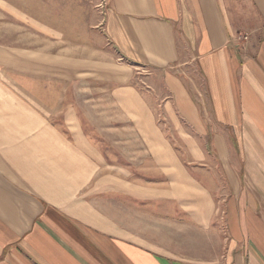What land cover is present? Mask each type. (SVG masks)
Returning <instances> with one entry per match:
<instances>
[{"label":"crops","instance_id":"0c3cea01","mask_svg":"<svg viewBox=\"0 0 264 264\" xmlns=\"http://www.w3.org/2000/svg\"><path fill=\"white\" fill-rule=\"evenodd\" d=\"M0 1V264H264V0H107L94 37L77 46L39 19L25 23L18 0ZM135 74L160 75L165 109L219 160L207 174L222 175L223 199L210 182L195 192H208V220L181 190L109 169L73 109V94L93 90L74 84L101 81L147 111ZM143 128L169 149L150 119ZM164 202L191 213L192 232L221 207L225 242L210 227L207 238L224 257L148 242L161 236Z\"/></svg>","mask_w":264,"mask_h":264},{"label":"rangeland","instance_id":"374dc122","mask_svg":"<svg viewBox=\"0 0 264 264\" xmlns=\"http://www.w3.org/2000/svg\"><path fill=\"white\" fill-rule=\"evenodd\" d=\"M100 2V0H18L17 5L29 13L22 16L25 23L32 22L33 18L39 19L41 23L55 27L57 38L69 39L73 46H77L80 41L94 37L92 36L95 33L92 32L95 29L94 26L99 24L104 16V7L100 6ZM37 10L39 13L35 14ZM32 11L34 14L31 13ZM182 76L185 81L191 83L188 77ZM86 85L93 90L86 94H73V109L86 128L93 145L101 151L109 169L119 168L118 171L122 176L133 179L141 185L164 189L170 194H174L176 189L181 190L184 198L187 199L185 205H190L192 200L197 201L195 203L200 204L202 220H208L210 217V212L206 208L208 192L205 191L198 197L195 192L199 189L198 186L207 190L210 182L217 201L223 199L222 175H212L208 178L207 174L209 165L212 167L219 165V160L210 157L211 153L207 152V143L200 142V137L192 134L190 128L183 125L181 121L178 122L172 112L165 109L164 103L168 91L160 75L135 74L130 82V86L139 94V99L146 104L147 111L144 109L137 112L131 111L130 106L126 104L127 96L120 95L118 99L121 101H117L112 94L117 86L113 84L101 81L74 84L76 87H86ZM200 102L204 105L202 101ZM149 119L167 140L169 147L167 151L157 142L153 132L143 128L146 127ZM175 122L180 132L184 134L183 138L175 129ZM136 123L139 126H136ZM203 149L208 154V158H204V155L203 158H195V151ZM158 207L159 210L155 209L154 212L158 211L162 214L163 230L157 229V234L161 236L147 239L148 242L161 243L160 248L170 251L172 255L177 253L182 257H196L201 260L215 258L218 255L221 258L224 257V248L217 249L219 252L217 255H215L216 251L214 253L210 251L213 246L209 248V245L213 240L207 238L210 227L219 234L214 239V243L219 241L222 246L225 242L221 207L215 208L210 222L203 224L201 221L199 232L191 231V227L195 226L191 221L194 220L185 208H183L185 213L180 216L177 207L171 203L164 202ZM153 215V220L159 223L160 217ZM177 216L179 220L176 219ZM140 233L143 234L142 230ZM176 236L180 238L178 247L171 245L175 243ZM193 238L200 239L198 249L200 253L197 255L191 253Z\"/></svg>","mask_w":264,"mask_h":264},{"label":"built area","instance_id":"2783aa9c","mask_svg":"<svg viewBox=\"0 0 264 264\" xmlns=\"http://www.w3.org/2000/svg\"><path fill=\"white\" fill-rule=\"evenodd\" d=\"M101 2H100V6H102V7H104V12H105V8H106V4H107V1L106 0H100ZM98 6H99V3H98ZM104 12H103V14H104ZM247 40H248V36L247 35H238L237 36V41L239 42V43H245V42H247Z\"/></svg>","mask_w":264,"mask_h":264}]
</instances>
